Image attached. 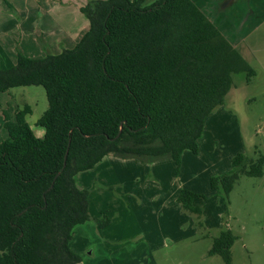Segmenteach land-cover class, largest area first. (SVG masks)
Segmentation results:
<instances>
[{"label": "trees", "instance_id": "1", "mask_svg": "<svg viewBox=\"0 0 264 264\" xmlns=\"http://www.w3.org/2000/svg\"><path fill=\"white\" fill-rule=\"evenodd\" d=\"M80 10L89 28L73 48L18 54L0 70V92L41 85L48 102L35 122L42 137L26 121L28 104L3 110L0 264H78L69 241L90 215L75 175L110 153L179 164L184 150L197 152L204 119L223 104L232 75L250 81L255 74L192 0H93ZM231 165L210 179L211 188L227 194L240 175L261 176L263 157L238 153ZM198 196L182 189L178 200L199 213ZM235 238L221 231L209 254L231 264Z\"/></svg>", "mask_w": 264, "mask_h": 264}, {"label": "rangeland", "instance_id": "2", "mask_svg": "<svg viewBox=\"0 0 264 264\" xmlns=\"http://www.w3.org/2000/svg\"><path fill=\"white\" fill-rule=\"evenodd\" d=\"M91 1L0 0V70L13 67L18 54L73 48L89 28L80 8ZM251 65L250 81L243 72L232 75L223 104L204 119L197 152L184 150L179 164L110 153L75 175L76 187L88 191L90 215L69 241L79 264H224L209 249L226 229L236 236L231 264H264V69L255 59ZM25 104L31 107L26 121L43 136L34 124L48 106L45 90L18 86L0 92V140L7 137L3 110ZM238 153L262 156V175H240L227 194L211 188L210 179L229 172ZM182 189L199 195L192 202L199 213L182 207Z\"/></svg>", "mask_w": 264, "mask_h": 264}, {"label": "crops", "instance_id": "3", "mask_svg": "<svg viewBox=\"0 0 264 264\" xmlns=\"http://www.w3.org/2000/svg\"><path fill=\"white\" fill-rule=\"evenodd\" d=\"M192 1L250 65L255 59L264 69V0ZM37 133L42 135L40 129Z\"/></svg>", "mask_w": 264, "mask_h": 264}, {"label": "water", "instance_id": "4", "mask_svg": "<svg viewBox=\"0 0 264 264\" xmlns=\"http://www.w3.org/2000/svg\"><path fill=\"white\" fill-rule=\"evenodd\" d=\"M120 132H121V128L119 129L118 133L116 134V136L114 138H117L119 136ZM263 132H264V126H263ZM66 154H67V151H66L65 156H64L63 166L65 165Z\"/></svg>", "mask_w": 264, "mask_h": 264}]
</instances>
